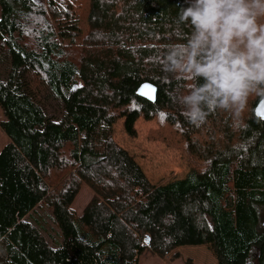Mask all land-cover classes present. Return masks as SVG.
I'll return each mask as SVG.
<instances>
[{"label":"trees","instance_id":"16d2710c","mask_svg":"<svg viewBox=\"0 0 264 264\" xmlns=\"http://www.w3.org/2000/svg\"><path fill=\"white\" fill-rule=\"evenodd\" d=\"M183 2L88 0L82 33L80 0H0V264H140L156 249L157 219L179 220L181 242L208 243L217 264H264L262 98L238 129L223 112L201 127L185 119L181 81L164 64L190 31L178 23ZM145 81L155 102L137 95ZM139 119L157 123L149 139L180 152L184 177L152 183L115 141L117 123L135 139ZM82 186L92 198L78 217ZM37 209L56 246L32 223Z\"/></svg>","mask_w":264,"mask_h":264},{"label":"clouds","instance_id":"9594fccd","mask_svg":"<svg viewBox=\"0 0 264 264\" xmlns=\"http://www.w3.org/2000/svg\"><path fill=\"white\" fill-rule=\"evenodd\" d=\"M178 23L190 31L164 56L181 81L175 94L195 127L223 112L231 127L243 124L251 98H264V0H184Z\"/></svg>","mask_w":264,"mask_h":264},{"label":"rangeland","instance_id":"374dc122","mask_svg":"<svg viewBox=\"0 0 264 264\" xmlns=\"http://www.w3.org/2000/svg\"><path fill=\"white\" fill-rule=\"evenodd\" d=\"M79 28L82 33L87 29L88 0H80ZM47 111L54 113L56 103L50 96L47 98ZM3 112L0 108V121ZM158 128L155 120L136 122L137 137L131 139L123 130L121 123L115 125L114 139L130 154L136 156V161L141 166L147 178L154 184H163L173 179L184 177L188 171L187 163L181 158L178 150L170 148L160 140L149 139L150 132ZM8 142V137L0 128V150ZM92 198V191L87 186H82L79 194L72 203V208L77 216H81L86 204ZM39 214L43 218L40 219ZM32 223L40 229L47 241L56 246L61 241L57 228L47 220L44 213L37 209L33 213ZM171 225L164 227L157 219L156 249H147L140 257V264H217L208 243L181 242L184 239V226L179 220L173 219ZM169 228V229H168ZM4 256L3 243H0V257Z\"/></svg>","mask_w":264,"mask_h":264},{"label":"water","instance_id":"95a60500","mask_svg":"<svg viewBox=\"0 0 264 264\" xmlns=\"http://www.w3.org/2000/svg\"><path fill=\"white\" fill-rule=\"evenodd\" d=\"M156 94L157 87L149 81L141 83L137 89V95L150 102H155ZM254 114L256 117L264 120V98L260 99L255 105ZM262 226L264 227V221L262 222Z\"/></svg>","mask_w":264,"mask_h":264}]
</instances>
